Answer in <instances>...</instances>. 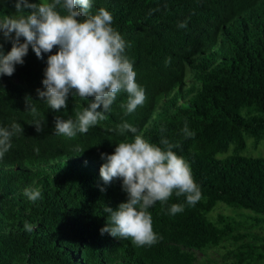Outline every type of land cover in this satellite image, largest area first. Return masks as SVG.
I'll return each instance as SVG.
<instances>
[{
	"label": "trees",
	"instance_id": "16d2710c",
	"mask_svg": "<svg viewBox=\"0 0 264 264\" xmlns=\"http://www.w3.org/2000/svg\"><path fill=\"white\" fill-rule=\"evenodd\" d=\"M12 6L0 2V16L13 15ZM99 8L113 16L146 100L126 114L121 92L107 119L68 138L55 133L56 119L75 121L94 98L70 93L59 111L40 100L47 55L56 48L38 59L29 47L24 64L0 77V126L24 129L0 160V264H197L196 251L213 248L225 249L224 264H264V0H92L91 14ZM0 43L10 51V41ZM26 97L40 113L41 133ZM124 122L157 145L162 136L179 143L173 151L202 192L194 206L174 193L149 208L160 237L150 247L100 232L105 205L127 200L121 180L105 185L99 173L101 154L134 138L119 133ZM185 122L193 137H185ZM25 188L39 189L41 198L30 201ZM174 203L184 211L171 215Z\"/></svg>",
	"mask_w": 264,
	"mask_h": 264
},
{
	"label": "clouds",
	"instance_id": "9594fccd",
	"mask_svg": "<svg viewBox=\"0 0 264 264\" xmlns=\"http://www.w3.org/2000/svg\"><path fill=\"white\" fill-rule=\"evenodd\" d=\"M14 7V15L0 16V33L11 42L6 54L0 43V77H11L16 65L24 64L29 47L38 59H44V54L56 48L55 54L47 55L42 80L45 90H37L40 100L59 111L67 107L70 93L75 92L82 99L94 98V102L76 113L75 121L57 118V135L74 138L78 133H87L90 127L107 119L105 113L121 92L127 94V102L122 105L126 114L144 104L145 89L136 82L133 63L125 55L126 42L112 27L113 16L108 10L99 8L91 14L92 0H14ZM178 27L186 28L187 21ZM31 101L26 97L27 111L33 116L35 131L41 133L43 125L36 119L40 113ZM101 105L103 110L98 111ZM118 130L121 135L130 132L134 138L116 144L112 154L102 153L105 162L99 173L105 185L121 180L127 200L115 209L105 205L107 221L100 232L128 239L137 247H150L160 237L153 229L149 208L156 202L167 203L174 193L177 197L184 196L186 203L194 206L202 192L188 161L173 151L180 147L179 143H171L163 136L159 145L152 143L137 134L138 129L128 122L119 125ZM164 131L162 127L161 132ZM182 131L185 137L194 136L187 122ZM23 132L17 122L0 126V160L12 147V137ZM105 190L100 188L101 192ZM24 195L35 202L41 198V191L25 188ZM183 211L182 204L174 203L169 208L171 215ZM33 227L28 222L24 224L29 232Z\"/></svg>",
	"mask_w": 264,
	"mask_h": 264
},
{
	"label": "rangeland",
	"instance_id": "374dc122",
	"mask_svg": "<svg viewBox=\"0 0 264 264\" xmlns=\"http://www.w3.org/2000/svg\"><path fill=\"white\" fill-rule=\"evenodd\" d=\"M0 2L5 3V0H0ZM12 14H15V7H11ZM3 39L2 33H0V40ZM190 80V78L188 77ZM251 139H248L247 142L249 143ZM261 154L264 156V143L261 147ZM259 152L252 154L253 156L261 155ZM218 156H221L220 154ZM223 212L230 213L231 211L225 208H220ZM216 210L215 212H217ZM196 255L199 258L197 264H224V257H225V249L223 248H213L208 250L206 253H201L196 251ZM231 258V255H230ZM232 259V258H231Z\"/></svg>",
	"mask_w": 264,
	"mask_h": 264
}]
</instances>
